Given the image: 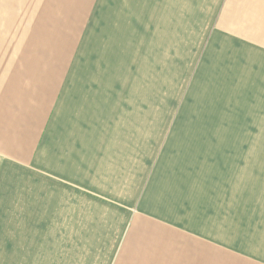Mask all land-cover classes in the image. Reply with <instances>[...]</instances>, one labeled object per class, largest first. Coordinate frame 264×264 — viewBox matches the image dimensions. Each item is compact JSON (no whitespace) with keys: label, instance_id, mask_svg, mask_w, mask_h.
I'll list each match as a JSON object with an SVG mask.
<instances>
[{"label":"crops","instance_id":"obj_1","mask_svg":"<svg viewBox=\"0 0 264 264\" xmlns=\"http://www.w3.org/2000/svg\"><path fill=\"white\" fill-rule=\"evenodd\" d=\"M185 33L222 35L231 54L264 52V0H0V160L31 162L47 173L54 182L42 208L47 221L85 234L88 225L98 226L108 244L102 264H138L139 254L168 264L199 234L193 201L170 193L194 185L189 169H170L161 158L137 198L144 169L137 161L146 162L149 151L137 149L135 118L113 117L120 107L105 106L103 90L82 84L98 75L119 81L124 50L133 60L124 75L134 80L137 43L166 58L169 48H183L177 42ZM195 40L197 47L201 39ZM79 42L86 44L80 69L73 52ZM94 45L107 59L97 75L85 64ZM136 204L143 215L165 221L129 218L126 209Z\"/></svg>","mask_w":264,"mask_h":264},{"label":"rangeland","instance_id":"obj_2","mask_svg":"<svg viewBox=\"0 0 264 264\" xmlns=\"http://www.w3.org/2000/svg\"><path fill=\"white\" fill-rule=\"evenodd\" d=\"M181 36L177 45L183 48H169L166 58L163 50L139 49L137 43L134 80L124 75L133 62L124 50L117 60L119 81L98 75L95 83L82 84L103 90L105 106L120 107L113 117L135 118L137 149L149 151L146 162L137 161L145 169L137 198L161 158L172 163L170 169L186 167L194 178L193 186L178 185L170 193L193 201L199 234L189 236L193 243L184 241V252L173 251L168 264H264V52L231 54L223 49L224 36L214 33ZM80 42L73 46L79 69L86 51ZM90 49L85 64L96 74L107 59L95 45ZM49 185L53 180L31 162L0 160V264H102L101 248L108 244L98 226L88 225L92 221L88 234L47 221L42 208ZM126 212L129 218L165 221L143 215L137 204ZM159 258L139 254L138 264H161Z\"/></svg>","mask_w":264,"mask_h":264}]
</instances>
